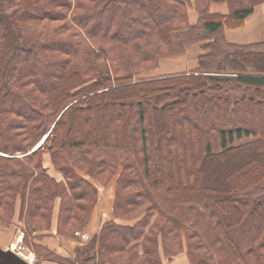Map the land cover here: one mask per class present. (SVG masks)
<instances>
[{
    "label": "trees",
    "instance_id": "trees-1",
    "mask_svg": "<svg viewBox=\"0 0 264 264\" xmlns=\"http://www.w3.org/2000/svg\"><path fill=\"white\" fill-rule=\"evenodd\" d=\"M261 4L0 0V226L19 208L37 264H264V42L224 35ZM199 44L193 71L142 76ZM117 174L114 216L134 225L105 223L74 258L37 243L57 204L58 236L87 231Z\"/></svg>",
    "mask_w": 264,
    "mask_h": 264
},
{
    "label": "crops",
    "instance_id": "crops-1",
    "mask_svg": "<svg viewBox=\"0 0 264 264\" xmlns=\"http://www.w3.org/2000/svg\"><path fill=\"white\" fill-rule=\"evenodd\" d=\"M262 5L263 4L257 6L254 13L251 14L246 19L244 27L246 26L247 22L251 18H253V16H255L257 8ZM189 10H190L189 12L190 21L194 23L196 21L195 12L192 8H190ZM211 11L214 13L228 14L229 8L227 4H212ZM238 29H241V28H238ZM228 30H237V29H226V31H224V35L228 42L238 44V43H235L238 41L234 39L233 33H230ZM262 42H254L250 44L262 43ZM239 43H245V42H239ZM242 45H247V43L242 44ZM204 52L205 50L202 48L200 44L191 46L190 48L187 49L186 54L181 56L182 58H184L185 62L190 64L189 67H187L186 69L180 67L178 68V70H175V68L173 67H170L167 69L165 68L163 70L157 69L158 70L157 73H154L153 76L191 72L197 67L198 57L202 55ZM165 61L167 62V60H164L161 62L160 68L162 67V63H164ZM96 185L100 192V198H99V202L97 205L98 207L97 213L94 216L93 222L90 223L87 229V232L90 233L92 236L95 234H98L99 231L102 229L103 225L109 221L118 222L119 224L122 223V225L125 224L126 226L134 225L136 221H129V222L121 221V220H118L114 216L113 207H114V201H115L116 189H117V178H113L112 181L107 186H101L98 184ZM112 190H113V197H112L110 206H108L106 204V201L103 199V197L107 196V194H111ZM57 214H58V204L56 206V210L54 213L53 225H52L51 231L44 232L43 238L38 240L37 243H39L40 245H43L44 247L50 250L55 251L57 254L61 256L70 258L75 255V250L80 245V242L78 238L77 239L76 238H65V237H60L57 235ZM21 226L22 224L19 221V208H18L16 217L14 219V224L10 226L9 228H3L0 226V248L8 249L13 244H18L23 241L24 235L21 231ZM163 264H190V263H189L186 253L182 252L181 254L175 256L172 259V261L164 260Z\"/></svg>",
    "mask_w": 264,
    "mask_h": 264
},
{
    "label": "rangeland",
    "instance_id": "rangeland-1",
    "mask_svg": "<svg viewBox=\"0 0 264 264\" xmlns=\"http://www.w3.org/2000/svg\"><path fill=\"white\" fill-rule=\"evenodd\" d=\"M112 12V9H109L104 17L102 18V24L105 25L107 22H108V16L110 15V13ZM153 20L155 21H160V20H163L164 17H161V18H153L151 17ZM226 31V30H225ZM230 33H233L234 35V39L238 42H235V43H238V44H250V43H254V42H262L264 41V4L260 7L257 8L256 10V14L255 16H253V18H251L246 26L243 28L241 27V29H237V30H228ZM239 42H245V43H239ZM187 52V51H186ZM186 52L184 54H186ZM184 54H181V55H178V56H174V57H170V58H166L164 60H167V61H175L176 63L174 64V66H172L173 68H175V70H178V68L182 67L184 69H186L187 67L190 66V64H188L187 62H185L184 58H182L181 56H183ZM173 59V60H172ZM162 60V61H164ZM161 61V62H162ZM166 62V61H165ZM161 64V63H160ZM159 69H165L164 67H161L160 66L156 69H151V70H148V71H145L143 73L142 76H145V77H148V76H151L153 77L154 73H157V71ZM183 70V69H182ZM153 73V74H152ZM178 74V73H176ZM168 75H173V74H168ZM161 76H165V75H161ZM216 116V115H215ZM214 116V118H215ZM253 119V117H252ZM262 119L263 123H264V113H262L261 115V118L260 120ZM249 121V119H247ZM257 120V114L255 113L254 115V121ZM259 120V118H258ZM209 129V127H208ZM44 166L46 167L48 173H50V175L54 176L55 178H57L58 180H60L62 178V176L57 173L51 163V160H50V157L48 154L45 155V158H44ZM114 178H117L118 179V174L114 177ZM100 193V192H99ZM111 198H110V201L108 202V196L109 194H107V196L103 197V199L108 202V205L111 204V201H112V197H113V190L111 192ZM254 197V200L255 201H264V187L260 190H257L254 194H253ZM99 198H100V194H99ZM99 202V201H98ZM206 207H210V205L206 204ZM98 208V207H97ZM97 208L95 209L94 211V216L95 214L97 213ZM58 215V214H57ZM94 216L92 218V222L94 220ZM119 220V219H118ZM123 221V220H121ZM120 221V222H121ZM129 221H135V220H129ZM127 221V222H129ZM117 224H119L118 222H115ZM120 225H122V223H120ZM125 225V224H123ZM104 226V225H103ZM238 227L239 225H235L233 226V228H236L234 229L235 231L237 230V232H235L236 235H239L240 232H238ZM82 232H87V231H82ZM76 236V235H75ZM94 236V235H93ZM78 237H76L77 239ZM79 239V238H78ZM80 242V241H79ZM21 243V242H20ZM81 244V243H80ZM83 245V244H81ZM79 245V246H81ZM28 248V247H27ZM30 250V249H29ZM244 249H243V253H244ZM18 252V251H17ZM20 253V252H18ZM32 254H34L32 256V264H37L39 262H42L40 258L37 257V255L33 252H31ZM65 257V256H63ZM74 256L70 257V258H74ZM69 258V257H67ZM165 260H169V259H165ZM169 261H172V260H169ZM41 264H52V263H49V262H44V263H41ZM55 264V263H54Z\"/></svg>",
    "mask_w": 264,
    "mask_h": 264
},
{
    "label": "water",
    "instance_id": "water-1",
    "mask_svg": "<svg viewBox=\"0 0 264 264\" xmlns=\"http://www.w3.org/2000/svg\"><path fill=\"white\" fill-rule=\"evenodd\" d=\"M45 140L46 138L36 147V149L40 148ZM15 248L16 246L14 244L9 249L0 248V264H29L28 261L15 252ZM77 264L84 263L79 262Z\"/></svg>",
    "mask_w": 264,
    "mask_h": 264
},
{
    "label": "built area",
    "instance_id": "built-area-1",
    "mask_svg": "<svg viewBox=\"0 0 264 264\" xmlns=\"http://www.w3.org/2000/svg\"><path fill=\"white\" fill-rule=\"evenodd\" d=\"M76 237L79 238V240L83 243H87L90 239H91V235L88 232H82V231H78L75 233ZM17 251L20 252V254L27 259V256L29 254L32 255V253L30 252L29 249L25 248L22 244H18L17 246ZM33 260V259H32Z\"/></svg>",
    "mask_w": 264,
    "mask_h": 264
},
{
    "label": "bare ground",
    "instance_id": "bare-ground-1",
    "mask_svg": "<svg viewBox=\"0 0 264 264\" xmlns=\"http://www.w3.org/2000/svg\"><path fill=\"white\" fill-rule=\"evenodd\" d=\"M176 62L175 61H167V62H164V63H162V67H164V68H170V67H172V66H174V64H175ZM111 195L112 194H109V196H108V202L110 201V198H111ZM108 202H106V204L108 205ZM108 206H110V204L108 205ZM108 212V211H107ZM96 215V214H95ZM27 259H29L30 261V264H32V255L31 254H29L28 256H27Z\"/></svg>",
    "mask_w": 264,
    "mask_h": 264
}]
</instances>
